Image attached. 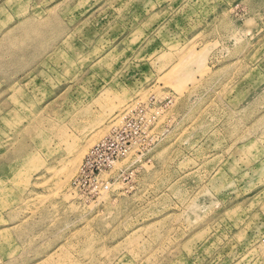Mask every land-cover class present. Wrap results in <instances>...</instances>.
Listing matches in <instances>:
<instances>
[{"label": "rangeland", "instance_id": "rangeland-1", "mask_svg": "<svg viewBox=\"0 0 264 264\" xmlns=\"http://www.w3.org/2000/svg\"><path fill=\"white\" fill-rule=\"evenodd\" d=\"M0 264H264V0H0Z\"/></svg>", "mask_w": 264, "mask_h": 264}, {"label": "built area", "instance_id": "built-area-1", "mask_svg": "<svg viewBox=\"0 0 264 264\" xmlns=\"http://www.w3.org/2000/svg\"><path fill=\"white\" fill-rule=\"evenodd\" d=\"M131 120L132 116L127 119V124L123 128H119L115 134L108 136L91 149L84 164L86 170L98 176L101 171L128 153L132 146V138L127 134Z\"/></svg>", "mask_w": 264, "mask_h": 264}]
</instances>
